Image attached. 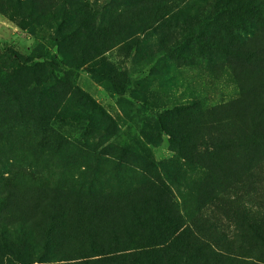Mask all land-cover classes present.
<instances>
[{
	"label": "rangeland",
	"instance_id": "obj_1",
	"mask_svg": "<svg viewBox=\"0 0 264 264\" xmlns=\"http://www.w3.org/2000/svg\"><path fill=\"white\" fill-rule=\"evenodd\" d=\"M86 1L101 17L112 0ZM205 1L174 7L141 33L110 29L107 67L84 36L68 44L58 34L79 28L80 10L32 22L0 0V195L12 198L0 202L2 219L19 230L54 191L95 188L116 200L158 173L196 235L222 255L214 264H264V78L248 67L233 73L221 51L189 41L209 16Z\"/></svg>",
	"mask_w": 264,
	"mask_h": 264
},
{
	"label": "trees",
	"instance_id": "obj_2",
	"mask_svg": "<svg viewBox=\"0 0 264 264\" xmlns=\"http://www.w3.org/2000/svg\"><path fill=\"white\" fill-rule=\"evenodd\" d=\"M194 1L112 0L99 17L86 0H9L32 22L49 16L55 17L56 22L60 13L64 22L62 13L66 12V6L80 10L79 28L69 27L63 33L65 37L60 28L58 34L68 44L82 42L84 36L85 49L93 57L102 58L107 67L103 54L115 44L107 45L103 38L110 29L123 33L124 29L130 31L138 25L135 34L141 33L170 15L174 7L193 5ZM203 3L206 7L200 9V14L208 10L209 16L200 23L197 35L188 36L189 41L210 54L221 51L233 73L248 67L250 71L258 70L264 78V44L259 42L260 33H264V0ZM105 13H110V19ZM224 13L230 17L220 16ZM93 59L69 63V67L84 66ZM87 99L97 111L103 112L92 98ZM169 135L171 141L178 142L172 132ZM68 196L85 200L79 203L63 200ZM107 197L106 191L95 188H63L54 191L38 209L39 217L33 218L31 224H21L19 230L0 217V264H214L221 259L222 255L209 241L197 236L184 219L174 201L171 184L162 175H150L148 184L140 188L115 192L116 200H105ZM11 199L0 195V202L6 206ZM32 245L38 250L26 252V247ZM232 263L258 264L246 259H230L229 264Z\"/></svg>",
	"mask_w": 264,
	"mask_h": 264
}]
</instances>
